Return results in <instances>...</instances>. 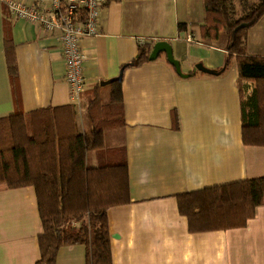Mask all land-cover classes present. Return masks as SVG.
<instances>
[{
  "label": "crops",
  "instance_id": "crops-1",
  "mask_svg": "<svg viewBox=\"0 0 264 264\" xmlns=\"http://www.w3.org/2000/svg\"><path fill=\"white\" fill-rule=\"evenodd\" d=\"M205 17L204 0L112 1L101 9L100 32L82 38L84 91L93 97L101 91L109 102L113 82H102L123 70L125 125L105 133L107 147L125 148L130 174V202L108 209L113 264H264V204L246 226L211 231H190L179 211L180 193L264 176V146L243 141L236 63L222 75L195 70L198 63L222 69L228 53L225 33L217 41L203 39ZM6 26L15 47L20 102L8 69ZM161 40L171 43L188 77L177 73L165 51L124 68L142 41L153 50ZM247 44L250 54L264 55V15L249 28ZM66 71L60 32L16 17L0 0V117L47 107L78 109L81 103L85 114L93 97L81 95L76 104ZM248 84L247 94L254 87ZM77 123L79 130L91 128L79 116ZM99 154L90 153L91 165L101 162ZM42 232L34 186L0 184V264H37ZM56 264H86V246H62Z\"/></svg>",
  "mask_w": 264,
  "mask_h": 264
},
{
  "label": "trees",
  "instance_id": "trees-1",
  "mask_svg": "<svg viewBox=\"0 0 264 264\" xmlns=\"http://www.w3.org/2000/svg\"><path fill=\"white\" fill-rule=\"evenodd\" d=\"M112 1L104 0L108 5ZM206 23L201 35L217 41L225 33L228 51L224 74L235 62L241 93L243 141L264 146V55L248 52V30L264 15V0H204ZM184 24L179 28L183 29ZM8 69L17 102L20 83L15 47L6 26ZM152 43L139 46L128 65L150 60ZM123 68V69H124ZM248 83H253L247 94ZM98 91L83 116L90 129L79 130L74 105L17 111L0 117V184L9 188L34 186L43 224L37 264H56L62 246L84 244L86 264H113L108 209L130 202V174L123 146L107 147L105 133L125 125L120 80L110 87L109 102ZM102 160L90 164V153ZM179 211L187 216L190 231L244 227L264 204V176L207 187L177 195Z\"/></svg>",
  "mask_w": 264,
  "mask_h": 264
},
{
  "label": "built area",
  "instance_id": "built-area-1",
  "mask_svg": "<svg viewBox=\"0 0 264 264\" xmlns=\"http://www.w3.org/2000/svg\"><path fill=\"white\" fill-rule=\"evenodd\" d=\"M16 17L29 22L41 23L47 30L59 31L62 52L66 63V81L70 96L76 104L81 103L85 89L84 60L86 54L81 46L82 38L97 35L101 29L100 14L104 0H1ZM188 40L194 38L188 35ZM144 43V41H142Z\"/></svg>",
  "mask_w": 264,
  "mask_h": 264
},
{
  "label": "water",
  "instance_id": "water-1",
  "mask_svg": "<svg viewBox=\"0 0 264 264\" xmlns=\"http://www.w3.org/2000/svg\"><path fill=\"white\" fill-rule=\"evenodd\" d=\"M161 51H165L168 56L169 62L176 68V71L178 74H180L183 77H188L189 74H185L182 70L181 63L178 59L175 58L173 47L169 41L161 40L158 41L150 54V60L156 59ZM195 70H200L206 73L215 74V70L209 69L205 67L202 63H198L195 67ZM123 70L121 71L120 75L118 77H115L113 79H110L108 81L102 82L103 85L112 83L116 80L122 79Z\"/></svg>",
  "mask_w": 264,
  "mask_h": 264
},
{
  "label": "rangeland",
  "instance_id": "rangeland-1",
  "mask_svg": "<svg viewBox=\"0 0 264 264\" xmlns=\"http://www.w3.org/2000/svg\"><path fill=\"white\" fill-rule=\"evenodd\" d=\"M92 91L87 89L82 93V99H91L93 97V94L91 93ZM83 102V101H82ZM82 106V107H81ZM78 116H79V121L81 122L83 120V115H84V111H83V103L80 104V106H78ZM81 118V119H80ZM109 131V130H107ZM108 134V133H107ZM108 140L110 139V135L107 136Z\"/></svg>",
  "mask_w": 264,
  "mask_h": 264
},
{
  "label": "bare ground",
  "instance_id": "bare-ground-1",
  "mask_svg": "<svg viewBox=\"0 0 264 264\" xmlns=\"http://www.w3.org/2000/svg\"><path fill=\"white\" fill-rule=\"evenodd\" d=\"M81 119V118H80Z\"/></svg>",
  "mask_w": 264,
  "mask_h": 264
}]
</instances>
